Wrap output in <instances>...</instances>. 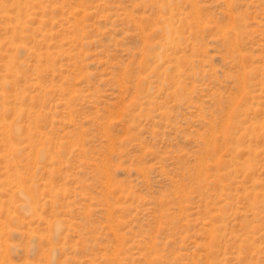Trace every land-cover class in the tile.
Wrapping results in <instances>:
<instances>
[{"label":"rangeland","instance_id":"rangeland-1","mask_svg":"<svg viewBox=\"0 0 264 264\" xmlns=\"http://www.w3.org/2000/svg\"><path fill=\"white\" fill-rule=\"evenodd\" d=\"M0 264H264V0H0Z\"/></svg>","mask_w":264,"mask_h":264}]
</instances>
